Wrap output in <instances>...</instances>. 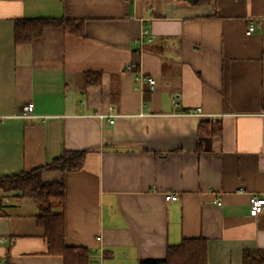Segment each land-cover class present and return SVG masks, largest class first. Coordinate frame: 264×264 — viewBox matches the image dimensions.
<instances>
[{
	"label": "crops",
	"instance_id": "crops-1",
	"mask_svg": "<svg viewBox=\"0 0 264 264\" xmlns=\"http://www.w3.org/2000/svg\"><path fill=\"white\" fill-rule=\"evenodd\" d=\"M36 17L76 19L83 35L48 27L16 44L15 20ZM140 73L154 90L135 88ZM263 97L264 0H0V175L87 150L79 170L42 178H64L55 210L89 264L162 258L185 237L207 239L208 264L264 249V209L250 211L264 197ZM202 120L222 132L198 152ZM0 206L3 264H64L34 200L0 189Z\"/></svg>",
	"mask_w": 264,
	"mask_h": 264
},
{
	"label": "trees",
	"instance_id": "trees-1",
	"mask_svg": "<svg viewBox=\"0 0 264 264\" xmlns=\"http://www.w3.org/2000/svg\"><path fill=\"white\" fill-rule=\"evenodd\" d=\"M189 5L211 4L214 0H184ZM48 27H59L72 33L83 35V23L65 17L18 18L14 24L16 44L29 43L39 37ZM100 74V73H98ZM96 73H86L89 83L100 81ZM93 76L94 78H91ZM264 111V97L262 99ZM222 132L220 122L200 121L197 150L204 146L203 137L219 135ZM87 156V150H64L52 160L27 171L0 175V189L18 191L24 198L34 200L39 206L36 223L43 229L48 253L59 255L64 264H89V250L86 247L68 245L66 242V219L63 212L55 207L64 202L66 185L64 178L45 181V170H58L62 174L79 170ZM2 207L0 206V214ZM138 264H208V244L204 237H185L177 244H168L162 258L140 259ZM242 264H264V249H244Z\"/></svg>",
	"mask_w": 264,
	"mask_h": 264
},
{
	"label": "built area",
	"instance_id": "built-area-1",
	"mask_svg": "<svg viewBox=\"0 0 264 264\" xmlns=\"http://www.w3.org/2000/svg\"><path fill=\"white\" fill-rule=\"evenodd\" d=\"M255 31V26L253 24H251L247 30V33H253ZM135 68V65L133 63H127L125 66V70L126 71H132ZM136 81L138 82V85L135 87L136 89L140 90V91H144L145 89L148 90H154L155 89V85H156V81L155 78L149 74H145V73H140L138 75H136L135 77ZM34 107L35 104L34 102H29L26 105H24L23 110H24V114L27 117L32 116L33 111H34ZM200 108L197 109L198 112H200ZM110 122L113 123L114 122V117H112L110 119ZM178 196L176 194L173 193H168L166 195V200H177ZM221 202L219 201V204ZM264 209V197L262 196H256L252 199L251 202V206H250V211L252 215H258L259 213H261ZM6 239L0 238V242H5ZM0 264H3V262L0 260Z\"/></svg>",
	"mask_w": 264,
	"mask_h": 264
}]
</instances>
